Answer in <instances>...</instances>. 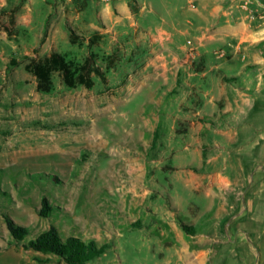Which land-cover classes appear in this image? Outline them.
<instances>
[{
    "label": "crops",
    "instance_id": "0c3cea01",
    "mask_svg": "<svg viewBox=\"0 0 264 264\" xmlns=\"http://www.w3.org/2000/svg\"><path fill=\"white\" fill-rule=\"evenodd\" d=\"M183 3L184 11L144 0L111 6L99 0H0V14L18 6L14 26L31 37H43L48 22L49 38L68 41L69 23L87 38L99 33L121 47L122 60L108 86L123 83L118 95L150 96L146 101L153 109L147 115L162 118L161 129L170 135L162 149L169 157L159 168L168 182L154 179L148 190L171 194V216L157 226L168 263L178 257L176 264H218L224 247L235 261L259 264L264 250L258 229L264 216V23L248 19L239 1ZM127 25L131 28L122 33L120 27ZM159 129L157 122L150 148ZM176 215H204L217 226L202 232L201 219L185 217L193 221L188 235Z\"/></svg>",
    "mask_w": 264,
    "mask_h": 264
},
{
    "label": "rangeland",
    "instance_id": "374dc122",
    "mask_svg": "<svg viewBox=\"0 0 264 264\" xmlns=\"http://www.w3.org/2000/svg\"><path fill=\"white\" fill-rule=\"evenodd\" d=\"M144 1L162 9L165 5L186 8L185 0ZM17 9L13 4L7 10L10 14L4 10L0 14V264H65L56 256L23 247L52 225L63 238L77 236L108 244L106 254L90 264L178 263V257L167 262V245L157 227L171 216L167 211L171 194L148 192L154 179L168 182L167 173L159 168L160 161L169 157L162 149L170 136L162 130V118L147 115L153 109L146 101L150 96L118 95L117 89L126 87L123 83L106 87L100 80L93 90H69L57 75L55 92L39 93L35 79L24 69L28 58L58 51L82 61L88 53L87 42L79 46L60 36L49 38L48 22L45 37H31L10 22ZM67 27L69 31V23ZM128 28L120 27L122 33ZM110 41L103 36L93 50L117 51L122 56L121 47ZM11 59L18 60V66H11ZM157 122L156 146L150 148ZM43 198L53 209L48 218L39 215ZM6 215L29 229L22 243L10 235ZM185 217L201 219L197 227L202 232L217 226L204 215H176L174 220L180 226L193 223ZM138 220L140 227H134ZM258 229L264 237V216ZM260 252L259 264H264L263 248ZM235 258L229 248L222 247L217 262L243 264V259Z\"/></svg>",
    "mask_w": 264,
    "mask_h": 264
},
{
    "label": "trees",
    "instance_id": "16d2710c",
    "mask_svg": "<svg viewBox=\"0 0 264 264\" xmlns=\"http://www.w3.org/2000/svg\"><path fill=\"white\" fill-rule=\"evenodd\" d=\"M10 22L15 24L14 17H11ZM102 38L99 33L87 38L69 27V39L72 45L83 46L87 42L88 53L82 61L69 59L58 51H53L43 58H28L24 69L35 79L36 90L45 95L54 93L56 75L69 90L78 88L93 90L97 80L108 87L109 74L119 65L121 56L117 51L109 54L95 52L93 47H98ZM18 64V60H10L11 66H18ZM41 203L39 215L48 218L53 209L47 198H43ZM4 218L7 229L16 242L22 243L30 235L29 229L18 224L11 216L6 215ZM140 225L139 220L134 223V227H140ZM181 226L186 234L192 235L190 226L184 224ZM23 247L35 253L56 256L65 264H90L92 260L106 254L108 250V244L99 245L94 240L86 241L77 236L63 238L54 225L30 239Z\"/></svg>",
    "mask_w": 264,
    "mask_h": 264
},
{
    "label": "built area",
    "instance_id": "2783aa9c",
    "mask_svg": "<svg viewBox=\"0 0 264 264\" xmlns=\"http://www.w3.org/2000/svg\"><path fill=\"white\" fill-rule=\"evenodd\" d=\"M59 3H70L75 0H57ZM101 3L105 5H113L115 3H134L137 4L139 0H99ZM234 1H239L240 8L242 9L243 12L246 13V16L248 19L251 21H261L264 23V0H234ZM187 45L190 47L191 50L194 48V44L191 40L187 41ZM221 57L226 58L227 55L224 53L220 54Z\"/></svg>",
    "mask_w": 264,
    "mask_h": 264
}]
</instances>
